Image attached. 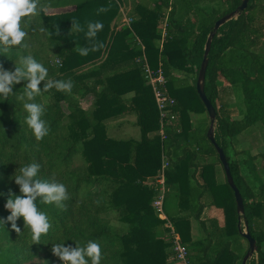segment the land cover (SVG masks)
Here are the masks:
<instances>
[{
  "label": "trees",
  "instance_id": "trees-1",
  "mask_svg": "<svg viewBox=\"0 0 264 264\" xmlns=\"http://www.w3.org/2000/svg\"><path fill=\"white\" fill-rule=\"evenodd\" d=\"M242 1L0 0V264H168V222L154 208L164 157V209L180 200L189 211L166 215L190 262L242 264L246 223L258 245L248 264H264V154L233 149L240 135L264 129V0H250L218 30L206 74L216 142L243 197L242 216L196 88L216 22ZM122 10L130 22L115 28ZM49 48L60 66L40 57ZM21 53L26 66L11 71ZM144 56L162 69L176 102L178 124L174 130L166 121V139ZM90 95L95 101L85 110L81 100ZM126 114L136 115L140 141L108 136L107 121ZM211 208L223 212L222 228L217 219L207 228ZM112 215L128 226L124 232H112ZM192 219L205 238L193 241Z\"/></svg>",
  "mask_w": 264,
  "mask_h": 264
},
{
  "label": "built area",
  "instance_id": "built-area-1",
  "mask_svg": "<svg viewBox=\"0 0 264 264\" xmlns=\"http://www.w3.org/2000/svg\"><path fill=\"white\" fill-rule=\"evenodd\" d=\"M130 19H127L125 24H129ZM167 21L164 22L163 29L167 25ZM165 35V32H164ZM142 63V71L148 84L151 86L159 112L161 117V130L160 136L162 139H166L165 136V124L170 119V125L175 130L174 120L175 117H171L172 109L175 106V100L170 96L166 87L167 78L164 76L161 68L154 70L150 67L147 58L144 56L143 60H139ZM168 167V162L164 157V162L160 171V176L157 178V184L160 186V193L157 199L154 201V207L156 210L163 215V207L165 201V171ZM167 227L169 229V236L171 238V256L170 259L178 264H192L190 262V252L188 248L183 245L180 236L177 234L175 227L168 222Z\"/></svg>",
  "mask_w": 264,
  "mask_h": 264
},
{
  "label": "water",
  "instance_id": "water-1",
  "mask_svg": "<svg viewBox=\"0 0 264 264\" xmlns=\"http://www.w3.org/2000/svg\"><path fill=\"white\" fill-rule=\"evenodd\" d=\"M249 2H250V0H243L242 4L234 12L227 14L226 16H224L223 18H221L220 20H218L216 22L214 30L210 34V36L207 40L206 46H205V53H204L203 60L201 63L200 71L198 73V79H197V84H196L197 92H198L202 102L204 103L206 110H207V113L209 115V118L211 120V124H210V128L208 130V133H207V137L210 140V142L214 145V147L218 153L220 162L223 166L224 172L226 174L228 184L232 188V190L234 191L236 204H237V212L240 216L245 214L244 200H243V197L240 193V190L238 189V187L235 184L227 156H226L224 150L216 142L215 126H216L217 113H216V110H215L213 104L209 101V99L206 95L205 85H206V74H207L208 65H209V57L208 56H209L210 51H211L212 42H213L214 37L216 36L218 30L222 26H224L227 22L231 21L232 19L241 15L247 9ZM240 232H241L243 238H245L249 244V250L246 253V256L244 257L242 264H248L249 260H251L254 257V255L258 253L257 240L251 236V234L249 232V228H248L246 223H245V231H243L240 228Z\"/></svg>",
  "mask_w": 264,
  "mask_h": 264
},
{
  "label": "rangeland",
  "instance_id": "rangeland-1",
  "mask_svg": "<svg viewBox=\"0 0 264 264\" xmlns=\"http://www.w3.org/2000/svg\"><path fill=\"white\" fill-rule=\"evenodd\" d=\"M152 1L154 2L155 0H152ZM152 5H153V3H151L150 6H152ZM123 11L124 10H122L121 16H120V18L118 19L117 22H121V20L123 19V17H124ZM126 16H127L126 17L127 19H130V18H128L127 13H126ZM261 20H262L261 22L264 24V14L261 15ZM121 25H122V23L119 24V26H115V28H119ZM163 27H164V21H163V23H161V28H163ZM36 49L37 48H35L33 46H32V49H28V55H29V60L30 61H31V59H33L31 57V54ZM261 51L264 54V49H261ZM40 57L44 61H48L49 60V62H50L49 65H48L49 67H58L61 64L60 60L56 57V55L54 53V50H52L50 48L48 49V51L46 49H44V50L42 49ZM25 66H26V64H24V56L21 53L20 57L16 59L15 66H13V68H10V70L14 71V72H21ZM27 73L31 74V71L28 70ZM94 101H95V98L92 95H90V96H88V97H86V98L81 100V106L85 110H90L92 108L93 104H94ZM235 102L237 103V105H239L240 111L243 112L242 100L237 97ZM131 115H135V114H131ZM174 124L177 126V124H178L177 119L174 120ZM137 131H140V130L137 129ZM253 132L254 133L251 136L250 135H247V136L242 135L241 136L242 139L237 140V142H233L234 151H249V152H252L253 155L260 154V153L264 154V129L256 130V131H253ZM107 133L109 134V136H112V133L110 131H107ZM139 135L140 134L138 133V137H139ZM133 138H135V137H133ZM235 157L238 158V159H243L244 155L243 154H239V155H237ZM163 162H164V159H163ZM256 163H258L259 167H261L262 160L259 159V160H257ZM249 179H251V177ZM156 184H157V181H156ZM174 205H175V203L173 201H171V202L167 201L166 208H168L167 210H168V213H169L168 214L169 217H175L177 215V212L174 213V207H175ZM167 210L164 209V211H163L164 215L167 214ZM160 215L161 214L159 213V216ZM168 220H170V219H168ZM110 227H111V230H112L113 233L120 234V233L124 232L127 229L128 226L123 224V223H121V222H119V221H117L116 217L114 218L113 215H112ZM244 231H245V229H244ZM256 255L257 254H255V256ZM33 264H40V261H36Z\"/></svg>",
  "mask_w": 264,
  "mask_h": 264
},
{
  "label": "crops",
  "instance_id": "crops-1",
  "mask_svg": "<svg viewBox=\"0 0 264 264\" xmlns=\"http://www.w3.org/2000/svg\"><path fill=\"white\" fill-rule=\"evenodd\" d=\"M72 7L69 8H62L59 10V12H67V11H71ZM123 19L121 20V22H117L118 19L114 22V26H119V24H124L127 21V16H126V12L123 11ZM120 18V17H119ZM107 126V131H110L112 133V136H108L112 139L115 140H123V141H129V140H136L139 141L141 140L142 134H141V129L139 126L136 125V115H131V114H126L117 118H112L110 120L107 121L106 123ZM137 129H139L140 131H137ZM138 133L140 134L138 137ZM242 135H240L237 140L242 139L241 137ZM135 137V138H133ZM237 142V141H236ZM251 154L253 155V153L251 152ZM256 155V154H255ZM220 172V169H219ZM222 172V170H221ZM224 175L222 173H219V179L223 180ZM175 203V207H174V213L177 212V215L174 218L180 217V216H189V211L186 210H180V206H179V202L180 200H172ZM171 202V201H170ZM155 208V207H154ZM156 209V208H155ZM168 208L165 207V210H167ZM157 211V210H156ZM163 211H164V207H163ZM158 212V211H157ZM167 214L168 210H167ZM161 217V216H160ZM204 219L206 218L207 220H209V222L207 223V228L210 230V221L211 219H217L218 221V226L219 228H222L224 226V216H223V212L220 209L217 208H211V209H206L203 215ZM162 219H166L167 222L171 223V220L167 219V215L163 214ZM173 225V224H172ZM241 226V223H240ZM191 227H192V238L193 241H198L201 240L203 238H205V236H207L206 232L203 231V227L200 225L199 221L196 219H192V223H191ZM177 232V231H176ZM177 234L180 236V234L177 232ZM163 238L169 239V233L167 232L165 234V236ZM181 238V236H180ZM245 239V238H244ZM246 240V239H245ZM248 243V242H247ZM244 245H246V243H243ZM189 250V248H188ZM198 253H192V255H197ZM257 255L253 258H256ZM168 264H178L177 262H173L170 258L168 259Z\"/></svg>",
  "mask_w": 264,
  "mask_h": 264
}]
</instances>
